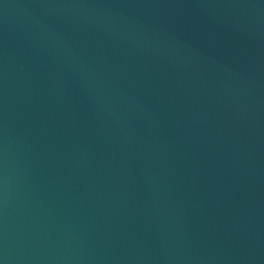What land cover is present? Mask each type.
Returning a JSON list of instances; mask_svg holds the SVG:
<instances>
[{"label":"water","instance_id":"95a60500","mask_svg":"<svg viewBox=\"0 0 264 264\" xmlns=\"http://www.w3.org/2000/svg\"><path fill=\"white\" fill-rule=\"evenodd\" d=\"M0 264H264V0H0Z\"/></svg>","mask_w":264,"mask_h":264}]
</instances>
